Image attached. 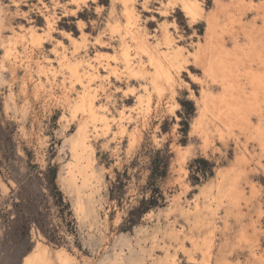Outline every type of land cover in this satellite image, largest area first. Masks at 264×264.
<instances>
[{
    "label": "rangeland",
    "instance_id": "obj_1",
    "mask_svg": "<svg viewBox=\"0 0 264 264\" xmlns=\"http://www.w3.org/2000/svg\"><path fill=\"white\" fill-rule=\"evenodd\" d=\"M81 1L73 16L70 0H0L5 36L14 34L10 27L44 35L40 2L55 28L40 44L17 40L14 54L30 57L17 70L0 66V264H23L37 243L48 253L47 264H108L121 240L146 260L167 251V264H201L189 238L193 222H183L175 204L186 213L201 205L203 217L212 214V256L224 246L232 264H264V0H191L200 8L193 16L181 0H135L137 21L125 25L132 33L124 34L129 57L148 64L145 55L133 57V34L158 40L152 47L160 53L168 34L182 51L173 71L178 83L161 90L149 77L130 74L121 60L118 36L104 25L110 1ZM19 9L29 19L17 15ZM78 24L87 38L86 49H78L85 55L81 79L56 66L63 49L68 56L73 51L65 33L80 36ZM3 56L0 49V62L7 63ZM78 83L96 86L95 102L110 122L106 131L88 124L92 158L85 182L76 179V193L62 180L72 161L69 138L85 115ZM196 100L205 105L199 123ZM154 157H165L164 175H151ZM237 158L244 175L227 211L221 207L226 199L216 205L202 189ZM152 196L156 205L129 224L130 211ZM166 228L174 238H162Z\"/></svg>",
    "mask_w": 264,
    "mask_h": 264
},
{
    "label": "bare ground",
    "instance_id": "obj_2",
    "mask_svg": "<svg viewBox=\"0 0 264 264\" xmlns=\"http://www.w3.org/2000/svg\"><path fill=\"white\" fill-rule=\"evenodd\" d=\"M35 1H41V0H35ZM109 1H110V4L108 6V11L106 14L107 19H106V22L104 25H105V27H109L113 33L117 34L118 40L120 42L119 46L121 48L120 51H118V52L120 54L121 60L123 61L126 68L128 69L129 73L132 74L134 77H138V78L149 77L150 83H152V85L155 87V89L157 88L158 90H161L162 87H164V86H170L171 88H173V86H174L173 83H178V78H176L178 76H176L174 74V72L180 68V65H179L180 60L179 59H180L181 54H182L181 53L182 51L179 49L180 46L174 45L173 43H175V41L170 36H168V34H165L163 36V40H164L163 42L165 44V50H163L160 53V52H158L157 48L152 47V45H158L159 44L158 40L157 41L154 40L155 42L151 43V42H149V39L146 37L145 33L140 35V36L133 34L132 39H133L134 44H135V45L134 44L133 45L137 49V50L135 49L136 52H134L135 54L133 53L134 54L133 57L136 55L138 57H142V55H145L147 57L146 58L147 60L145 59L148 63L147 66L149 67V65H150V67L152 69H151V71H146V68H148V67L146 65H144L145 64L144 61L140 60L139 58L137 60L135 57L134 58L129 57L130 52H129V55L127 53L129 50L127 47H129V46L124 43V40H125L124 34H126L129 31H130L129 33H132L131 32L132 29L128 30L129 26L125 27V25H128L129 23H131V20H134V23L137 21V12L134 9L135 0H109ZM80 2H82V1L81 0H70V4L72 5V9H74L73 10V16L77 15V11L80 8V4H81ZM144 3H146V2H144ZM39 4L37 3V5H35V7H37V9L38 8L42 9L39 12L42 14L43 19H45V24H46V30L45 31L46 32L44 33V35L39 34L37 31L32 30L29 27L23 28L24 30L17 31L14 28L10 27V25H9V27H10L9 30H11V32L14 31V34H12L13 32L11 34L9 32V35L7 34L5 36V34L3 33L4 28L1 27L2 20L5 17L2 16L4 11L2 9V6L0 5V49H2L3 53H4V56L2 58H6L5 62H7V63H2L4 61L2 59L3 61L1 60V62H0L1 67L7 66V68H9V70L11 72H13V71L17 70V67L20 66L23 61H24V63H26L28 61L27 59L30 58L28 56V54H26V52H25L26 55L24 54L25 56H23L25 58L24 60L22 59V57H20V55L14 54L15 51H17V53H18V50H17V47L15 44L17 43V40L19 38H20V40H22V43L24 40H26L25 42L30 41V43H32V44H40L45 39L49 41V37H50L53 29H55V28L53 26L52 18H49L47 16L46 11L43 12V8H46V6L43 4V2H40ZM181 4H182V8L186 14L193 16V15H196L199 13L200 8H199V5L197 4V2L191 1V0H181ZM145 8H147V5H145ZM20 11H21V9L17 10V15H22V16H24L23 18L29 19L27 13L24 15L23 14L24 12L19 13ZM120 20H123L124 23L121 24ZM5 28H7V27H5ZM137 29L139 31H141L140 29H143V26H139V27H137ZM77 30L80 31V33H81L80 36H72L69 34V32L65 33L67 36V42L71 46V48H73V51H71L69 53L70 55L68 56L63 49L60 56H57L58 57V65H56V66H58L61 71H64L65 73L69 74L70 76H74L77 79H81L84 76V74L86 73V66H84L85 55L82 54L81 52H79L78 49H84V50L86 49L87 38H86V32L82 30L81 24L77 25ZM15 31H16V33L18 32L19 34L17 33V35H16ZM207 38H208V36H207ZM22 43L20 42V44H22ZM107 44H109V43H107ZM135 59L137 60L136 61L137 64H135L136 63ZM133 64H135V66ZM211 66L212 65L209 66V70H210ZM101 82H104V81H101ZM71 84H73V83H71ZM78 84L81 85V89L83 88V90L80 89L81 91H83L82 93L80 92L82 94L80 96L81 101L80 100L78 101L79 103L81 102V105L79 103L78 104L80 105V108H82L84 110L85 115L81 118V120H79V122L76 125L75 132L69 138L70 147L72 150V161L69 163V166L67 169V174L64 176V178L62 180V183L66 187L74 190L76 193H78V191H79L76 179L82 178L83 183L85 182V178L87 177L86 176V172H87L86 169L90 164L89 163L90 159L92 158L91 157V143H90V139H89L91 135L89 134L90 131L88 129L89 128L88 124L92 123L94 129H95V127H101V128H103V130L106 131L109 129V122H110L108 120V118H110V117L107 116L105 108H103V105L95 102V96H96L95 92H97L95 89L96 86L94 87L95 90L94 89L92 90L91 89L92 86L90 85V83H78ZM69 86H70V84H69ZM98 86L100 87L101 85H99V83H98ZM172 92L175 93L174 90H172ZM202 93H203L202 96L204 97L206 92L203 91ZM63 95H65V94H63ZM76 97H78V96H76ZM78 99H79V97H78ZM202 101H204V99ZM79 105H76V106L78 107ZM195 106H196L195 107L196 111L198 113L196 121H198L199 116L202 117L201 115L203 114V110H205L203 108V107H205V105L202 106L201 102L196 100ZM231 113L232 112H230V114ZM220 114H222V113H219V116H220ZM233 114H235V113H232V115ZM228 116H229V113L225 117H228ZM204 117H205V115H204ZM200 120H201V118H200ZM96 122H98L100 125L97 126ZM199 122L200 121H198L197 123H199ZM231 122L229 120V124ZM94 133L97 134L96 131ZM82 159L86 160L87 163L86 164L82 163L81 162ZM239 159L240 158H237L238 161L234 162L233 168H231L228 171L219 172L217 175L216 181L213 183L207 184L202 189V194L205 197V199L207 196L211 197L212 200H214L216 205H218L221 202L223 203L224 201H222V200L226 199V204L221 205V207L227 211L228 210L231 211V207L234 204L233 202H234L235 196H236L235 190H237V186L235 185L236 180L237 179L239 180V178L244 175L243 171H242L243 169L241 168L242 165H239V164L237 165V163L239 162ZM239 189H240V187H239ZM242 195H243V193H242ZM75 203H76V209L78 211H81L83 209V204H82V201L80 200V197L78 194H77V200ZM235 207H237V205ZM204 208L205 207H202L201 205L200 206L196 205L193 212H191V213L187 212L186 213L183 210V208H181L178 204L174 205V211L176 212V214L178 216L181 217L183 222H187V223L188 222L191 223V221L193 222V225H194L193 229L191 230V228L190 229L187 228V231L191 230V232L189 234V238H190L191 242L194 244V247L197 251V254L199 253V255L201 257V264H230L231 262H229V260H231V258L229 260H226L225 256H226V252L228 250L225 252L226 249L224 246L219 247L217 249L216 253L215 254L213 253V256H212L211 248H212L213 242H211L212 241L211 239L213 238V229H214L213 228L214 227L213 226V216H212V214H209V215L206 214L207 216H210V217H207V216L203 217L204 215H202L201 213H202ZM207 208L209 209L210 207H207ZM209 210H211V209H209ZM150 214L151 213L149 212L147 215H150ZM224 222H226V218H225ZM187 225H186V227H188ZM225 225L227 226L226 223H225ZM225 225H223V226H225ZM226 226L223 228L225 229ZM239 231H241V230L239 229ZM242 231H244V230H242ZM164 237L167 239H169L171 237L174 238L175 237L174 231L171 230V228H166L165 230H162V238H164ZM241 238H240V240H241ZM245 238L246 237H244L243 239H245ZM242 245H244V242ZM163 247H165V246L163 245ZM163 250H167V249L164 248ZM66 256L67 255H64L63 252L62 253L60 252L57 254V257H58L60 262H64L66 260ZM169 261L170 260H169V255H168L167 251L159 259L156 258L154 260L153 258L151 259L148 257L146 260V256H145V258L140 256L135 251V249L130 245L129 241L121 240L120 244H119V249L114 251L112 257L109 258L108 264H167ZM47 263H48V253H47L46 249L44 247H42L39 243H37L33 247V249L30 251V253H28L23 258V264H47ZM170 264H174V263L171 262ZM234 264H236V263H234Z\"/></svg>",
    "mask_w": 264,
    "mask_h": 264
},
{
    "label": "trees",
    "instance_id": "obj_3",
    "mask_svg": "<svg viewBox=\"0 0 264 264\" xmlns=\"http://www.w3.org/2000/svg\"><path fill=\"white\" fill-rule=\"evenodd\" d=\"M160 153V151L156 152V157L158 156V154ZM164 159L159 160L157 158H153L152 160V172L151 175H164V172L166 170L167 167V163H166V159L165 157H163ZM161 162V164H159ZM156 205V200L155 198L152 196V198L150 199H142L140 201V204L138 207L132 209L130 211V217L127 220V222L129 224H133L136 222V218L134 217L135 215L138 217L139 214H141L142 212H144L145 210H147L149 207Z\"/></svg>",
    "mask_w": 264,
    "mask_h": 264
}]
</instances>
